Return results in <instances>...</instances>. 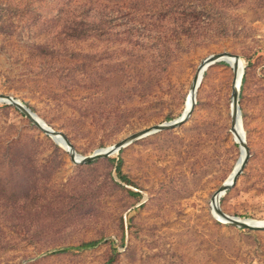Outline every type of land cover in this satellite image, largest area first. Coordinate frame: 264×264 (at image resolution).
Returning <instances> with one entry per match:
<instances>
[{"label":"rangeland","instance_id":"374dc122","mask_svg":"<svg viewBox=\"0 0 264 264\" xmlns=\"http://www.w3.org/2000/svg\"><path fill=\"white\" fill-rule=\"evenodd\" d=\"M79 1L122 14H70ZM168 4L186 11L166 15ZM157 33L168 38L155 46ZM222 52L244 64L250 156L220 208L264 219V0H0V94L82 156L181 117L199 65ZM234 72L213 64L186 123L87 164L0 102V264H264V229L226 223L211 205L242 152Z\"/></svg>","mask_w":264,"mask_h":264},{"label":"water","instance_id":"95a60500","mask_svg":"<svg viewBox=\"0 0 264 264\" xmlns=\"http://www.w3.org/2000/svg\"><path fill=\"white\" fill-rule=\"evenodd\" d=\"M226 58H233L236 61L237 63L235 66L236 76L238 74V71L241 65H242V73L244 72L243 64H242L243 61L241 57L237 54H233L231 52H222V53H214V54L209 55L201 62L198 68V73L193 78V82H192V87L194 88L193 101L191 103L189 110H187L181 117L173 121L164 122L162 124H157V125H153V126L138 130L134 132L133 134L127 136L126 138L122 139L121 141L115 143L114 145L108 147L105 150L100 149V150L95 151L90 156H82L76 150L74 144H72V142L68 139V137L63 132H60L54 129L52 126H50L38 113H36L31 107H29L21 99L13 95H9V94H0V102H6L9 104H12L16 108L21 110L40 130L50 135L51 137H53V139L57 143L61 144L69 152L70 156H72V159L76 164H87V163L94 162L100 158H106L111 155L118 154L122 149L128 147L129 145L133 144L135 141L141 138L147 137L149 135H152L154 133H158L161 131L172 130L186 123L191 117L194 111L195 105H196V91L202 80L201 72H203V69H206L215 63L226 62ZM242 80H243V76H241V79H240V87L242 84ZM240 87L237 90L234 89L233 94H232L231 124L232 126L237 127L238 134L240 135V138L242 140L241 149L244 151V156L238 168L235 169L232 175L231 181L228 183L222 184L217 189V191L213 194L211 198V205H212L213 212L216 213L217 215H221V217L227 221L226 223H229V224H232L238 227L249 228V229H264V225L250 223V220H254L252 218L231 215V214L224 212L220 208V198L222 194L226 193L228 189H230L236 184L239 176L245 169L248 163V160H249V156H250V149L247 145L246 133H245L244 126H243L242 111L239 105Z\"/></svg>","mask_w":264,"mask_h":264},{"label":"trees","instance_id":"16d2710c","mask_svg":"<svg viewBox=\"0 0 264 264\" xmlns=\"http://www.w3.org/2000/svg\"><path fill=\"white\" fill-rule=\"evenodd\" d=\"M181 6L179 5H173V4H168L167 6L163 7V13L166 15H170V16H175V15H180L183 14L186 10H183V8H180ZM70 14L72 15H76L79 17L80 16H93L96 17L97 15H106L109 16L111 14H122V7L119 8V10L115 9V13L113 12V10H109V8H106L105 6L99 7V6H94L91 5V3L89 2H77L75 4H70V10H69ZM84 19V17H83ZM168 36L167 34H163V33H157L154 35V37L151 40V43L154 44L156 46L157 44H162L163 42H165L167 40ZM117 172L119 177L123 180L126 181L127 183H131L132 180L129 178V176L123 172L122 169V162H119L117 167ZM135 194H139V193H135ZM101 243V240H95V241H90V242H86L81 244L80 246H72V247H67L61 250H58V252H69V251H75V250H86V249H91V248H95L97 247L99 244ZM114 261V260H112ZM112 261L110 262V264H113Z\"/></svg>","mask_w":264,"mask_h":264},{"label":"bare ground","instance_id":"6f19581e","mask_svg":"<svg viewBox=\"0 0 264 264\" xmlns=\"http://www.w3.org/2000/svg\"><path fill=\"white\" fill-rule=\"evenodd\" d=\"M226 62L227 63H229V65L235 70V66H236V61L233 59V58H226ZM243 64V63H242ZM212 66V65H211ZM211 66H209L208 68H206V69H203V72H201L202 73V80H201V83H200V85L202 84V82H203V80H204V77H205V73H206V71L211 67ZM243 70H244V64H243ZM197 73H198V71H197ZM196 73V74H197ZM201 73H200V75H201ZM235 73V80H236V82H235V86H234V89L235 90H237L238 89V86L240 85V79H241V76H243V74H244V72L242 73V65L240 66V69H239V71H238V74H237V76H236V72H234ZM193 82V81H192ZM200 85H199V87H200ZM199 87H198V89H197V91H196V98H197V93H198V90H199ZM193 97H194V88L192 87V85H191V88H190V90H189V92H188V96H187V98H186V102H185V110H184V112H183V114L187 111V110H189V108H190V106H191V103H192V101H193ZM182 114V115H183ZM231 130H232V134H233V137H234V139H235V141H237L238 142V144L240 143V145H241V138H240V135L238 134V130H237V127H235V126H232L231 127ZM105 149H107V148H103V149H101V150H105ZM241 157H240V159H239V161H238V163L236 164V166H235V168L233 169V171L230 173V175L227 177V179L225 180V182L224 183H228V182H230L231 181V179H232V175H233V173H234V171H235V169L236 168H238V166L240 165V163H241V160H242V158H243V156H244V151L241 149ZM223 183V184H224ZM223 195V194H222ZM223 221H226V220H224L222 217H221V215H218ZM250 218V217H249ZM252 219H254V220H250V223H253V224H259V225H264V219H255V218H252ZM227 222V221H226Z\"/></svg>","mask_w":264,"mask_h":264}]
</instances>
